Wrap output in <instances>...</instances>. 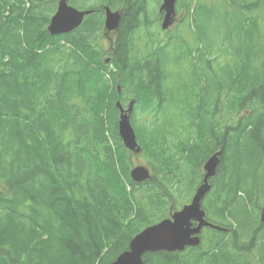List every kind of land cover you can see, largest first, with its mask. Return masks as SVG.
Wrapping results in <instances>:
<instances>
[{"label":"trees","instance_id":"obj_1","mask_svg":"<svg viewBox=\"0 0 264 264\" xmlns=\"http://www.w3.org/2000/svg\"><path fill=\"white\" fill-rule=\"evenodd\" d=\"M150 1L81 0V27L53 36L60 0H0V264H112L191 202L218 152L202 203L214 227L144 264H264V0H179L195 47H140ZM107 7L122 15L110 50ZM118 101L134 102L143 183Z\"/></svg>","mask_w":264,"mask_h":264},{"label":"water","instance_id":"obj_2","mask_svg":"<svg viewBox=\"0 0 264 264\" xmlns=\"http://www.w3.org/2000/svg\"><path fill=\"white\" fill-rule=\"evenodd\" d=\"M177 0H163L160 12H165L162 28L168 29L176 16ZM90 12H81L70 6L67 0L59 2L57 11L52 17L49 32L51 35H63L73 32L81 26L86 15ZM121 15L106 8L105 27L111 32L119 28ZM117 107L121 115L118 122L119 135L125 147L140 153L136 132L131 123L133 106L125 111L118 102ZM221 152L212 156L205 164L206 171L203 184L198 188L190 204L175 212L170 218L148 226L137 234L130 242L129 250L122 253L112 264H144L143 257L147 253L182 252L187 247H197L201 244L200 234L203 228L211 226L206 220V213L202 209V201L210 191L209 179L214 177L220 164ZM133 181L142 183L150 179V170L145 166L134 167L130 171ZM264 216V214H263ZM195 224H197L195 226Z\"/></svg>","mask_w":264,"mask_h":264},{"label":"rangeland","instance_id":"obj_3","mask_svg":"<svg viewBox=\"0 0 264 264\" xmlns=\"http://www.w3.org/2000/svg\"><path fill=\"white\" fill-rule=\"evenodd\" d=\"M79 1H81V0H71V5L81 11V9H79L80 8V6L78 4ZM159 2L152 0L149 3L150 4V10H149L150 22L152 23V26L150 27L149 32H147L146 30H143V29L139 31V33L137 34L138 46H140V47L144 46L145 43L148 42L149 37H152V38L154 37L156 40H159L160 43H163V41L166 40L168 37L184 36L186 39L188 37V40L191 39L190 41L192 42V45L195 47V43H193L194 38H195V36H194L195 34H193L191 29L187 28L186 24L188 22L187 21L183 22V20L188 19V13H187L186 9L181 7V4H180V9L177 12L174 24L171 27L172 30L169 31L167 35L160 31L162 20H161V14L159 12V8L162 4V0H159ZM178 3H179V1H178ZM106 45L109 46L108 40H106ZM144 162H145L144 157L136 156L134 158V165L133 166L145 165Z\"/></svg>","mask_w":264,"mask_h":264},{"label":"flooded vegetation","instance_id":"obj_4","mask_svg":"<svg viewBox=\"0 0 264 264\" xmlns=\"http://www.w3.org/2000/svg\"><path fill=\"white\" fill-rule=\"evenodd\" d=\"M162 18H163V14L161 15V20H162ZM116 33L117 32H112V33H105V35H106V39L109 41V46H107L106 48L108 49V50H110V45H111V40H115L116 39ZM136 49V48H135ZM140 50H141V48H139ZM134 52H135V54H136V51L134 50ZM145 52V51H144ZM106 58V57H105ZM110 57H108L107 56V59H106V65H110ZM113 72L115 73V74H117L116 72H117V70L114 68V70H113Z\"/></svg>","mask_w":264,"mask_h":264}]
</instances>
